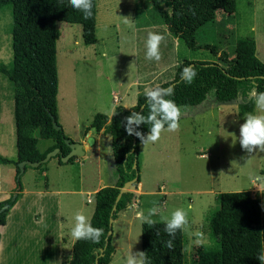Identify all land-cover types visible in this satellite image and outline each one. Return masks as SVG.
Masks as SVG:
<instances>
[{"label": "rangeland", "instance_id": "1", "mask_svg": "<svg viewBox=\"0 0 264 264\" xmlns=\"http://www.w3.org/2000/svg\"><path fill=\"white\" fill-rule=\"evenodd\" d=\"M95 1L94 43L83 42L79 24L56 23L60 33L56 40L57 121L71 140L70 134H74L79 125H88L94 113H106L113 102V91L124 94L122 103L130 107L137 89V83H131L135 79L145 83L154 76L156 80L160 79L158 84L169 81L185 59L218 61L225 65L219 59V52L224 50L230 57L234 56L238 38L254 39L256 55L264 62V0H219L214 20L195 33L196 41L201 45L208 44L210 48L196 50L189 49L181 38L169 32L149 0ZM160 3L173 21L182 22L185 13L182 0H160ZM12 24V6L5 4L0 7V63L7 66L12 64ZM148 32L164 36L158 60L145 58L144 40ZM213 48H217V52ZM156 82L148 81L147 89L140 90L153 88ZM249 88L245 89L247 98L253 96ZM15 90L14 83L0 72V154L11 159L16 158ZM238 102L239 99L216 102L210 92L201 103L180 108L176 130L163 128L155 142L139 140V189L142 191L137 207L139 214L129 222L126 213L123 221L113 224L111 243L115 252L109 264H127L130 253L141 251L140 217L149 209L154 210L153 220L164 221L177 208L185 211L188 227L182 232L187 264L196 245H216L208 222L217 208L220 192L249 190L260 199L264 222V151L247 153L240 147L238 139L235 140L243 120L248 115H264V108L257 107L255 97L254 110L241 113ZM33 134L38 150L45 152L53 140L41 137L39 129ZM35 168L26 167L27 171L21 173L22 176L26 171L24 180L28 170ZM106 171L103 179L116 181L114 167ZM257 175L262 178L260 182L255 180ZM20 182L22 185L21 177ZM129 188L135 191L138 186L130 185ZM87 195L90 196L81 194L75 198L78 200L76 205H82L81 214L88 220L93 203L86 201Z\"/></svg>", "mask_w": 264, "mask_h": 264}, {"label": "trees", "instance_id": "2", "mask_svg": "<svg viewBox=\"0 0 264 264\" xmlns=\"http://www.w3.org/2000/svg\"><path fill=\"white\" fill-rule=\"evenodd\" d=\"M149 1L164 20L169 32L181 38L189 49L210 48L208 44H199L195 33L198 28L214 20L219 0H182L185 13L181 23L173 21L160 0ZM91 3L92 14L84 19L82 13L73 9L67 0H0V7L5 4L12 6L13 19L12 64L7 66L0 63V72L16 86L13 101L16 158L11 159L0 154V163L15 167L16 188L8 198L0 200V225L5 223L6 214L22 189L21 174L17 176V163L21 160H40L54 147H59L62 154L69 151L64 142L69 138L57 121L56 40L60 33L56 23L64 21L79 24L83 42L94 43L96 1L91 0ZM213 49L217 52V48ZM219 59L225 65L218 61L185 59L176 67L171 80L153 88H167L166 86L172 84V95L166 99L172 100L179 108L199 104L208 93L213 92L217 102L239 99L240 112H252L253 97H240V90L244 83L249 82L252 83L249 90L254 89L256 96L264 92V62L256 55L254 39L238 38L234 56L230 57L221 50ZM187 65H192L196 72L191 83L180 78L181 69ZM144 92L139 91L136 103L128 108L116 105L110 116L101 112L95 113L85 127V132L91 128L95 131L102 130L108 139L117 178L115 184L103 186L92 194L94 208L89 221L92 227L102 230L99 241L94 243L91 240H76L72 245L71 257L63 264H109L113 257L115 247L111 243L112 234L107 235L111 228L109 218L115 219L120 210L132 203L135 194L132 190H127L116 202L115 197L124 182L132 180L131 185L134 188L140 182V138L125 131L124 118L134 111L137 112L141 106L139 113L148 115L149 108ZM52 117L57 121L58 129L53 127ZM148 128L149 125L141 124L138 130L144 135ZM36 129H39L41 137L54 141L45 152H40L37 148V138L33 134ZM55 157L60 163H64L58 154ZM71 160L72 157L68 161ZM26 167L27 165L25 169ZM114 202L115 208L112 211ZM153 221L152 225L141 223V251L145 253L150 264H187L182 230L177 231L173 247L168 249L163 245V241L169 239L163 231L165 221ZM208 228L216 240V245H196L189 264H264V261L258 259L259 255L264 254L261 202L249 190L220 192L218 205L209 218Z\"/></svg>", "mask_w": 264, "mask_h": 264}, {"label": "crops", "instance_id": "3", "mask_svg": "<svg viewBox=\"0 0 264 264\" xmlns=\"http://www.w3.org/2000/svg\"><path fill=\"white\" fill-rule=\"evenodd\" d=\"M155 78L152 76L148 78L151 80L146 79L145 83L139 81L142 79L131 82L134 85L137 83L131 106L136 103L137 93L146 91L140 88L147 89L145 85L148 81H157L156 85H158L160 79ZM250 84L244 83L240 90V97L245 96L247 86L252 87ZM251 95H253L255 107V92L253 94L251 92ZM123 98L124 94L119 95L117 91H113L112 105L104 114L110 116L119 103L128 108L129 104L122 103ZM86 126L81 124L74 134H70L73 136V141L83 143L82 156H74L71 161L64 163H60L57 157H53L35 170H28L26 180L24 175L27 169L21 176L20 196L7 212L5 223L0 225V264H63L65 259L68 260L71 257L74 242L70 235V228L74 223V215L81 214L82 210V205H76L78 201L75 198L76 195L90 194V196L87 195L86 201L90 198V202L93 203L94 192L116 182L103 179L107 169L113 170L114 167L115 170L108 139L102 130L95 131L91 128L85 132ZM14 181L15 167L12 164L0 163V200L8 198L15 191ZM139 185L140 182L137 185L138 188L133 191L135 197L132 203L120 210L117 217L113 219L112 233L113 224L123 221L126 213L129 214V222L132 218H137L138 201H141L142 192ZM64 196L67 197L64 199Z\"/></svg>", "mask_w": 264, "mask_h": 264}, {"label": "clouds", "instance_id": "4", "mask_svg": "<svg viewBox=\"0 0 264 264\" xmlns=\"http://www.w3.org/2000/svg\"><path fill=\"white\" fill-rule=\"evenodd\" d=\"M71 7L79 10L84 19L91 16L92 3L91 0H67ZM164 40V36L158 32H148L144 40L145 58L148 60H158L160 58L159 46ZM196 72L192 65L184 66L180 71V78L186 83H191ZM172 95V86L167 88H150L144 92L146 104L149 112L145 116L142 113L132 112L124 118V128L128 134L135 135L141 141L155 142L159 139L160 132L163 128L174 131L178 128V118L181 114L180 108L170 99ZM256 105L258 108H264V92L257 94ZM113 114V113H112ZM141 124L149 125L145 135H141L139 126ZM238 139L240 147L247 153L254 151H264V115H248L239 125ZM255 180L260 182L262 178L257 175ZM153 209H149L146 214L141 215L142 223L152 225L154 223L152 216ZM74 223L70 228V235L75 242L76 240H91L98 242L102 234V230L91 226L90 221L83 214L77 213L73 217ZM188 227V220L184 210L177 208L171 212L163 224V231L168 235L169 239L163 241L164 247L171 249L173 240L178 230ZM197 236L200 233L196 234ZM197 244L200 240L195 241ZM260 261H264V254L258 256ZM127 264H150L143 251L130 253Z\"/></svg>", "mask_w": 264, "mask_h": 264}, {"label": "water", "instance_id": "5", "mask_svg": "<svg viewBox=\"0 0 264 264\" xmlns=\"http://www.w3.org/2000/svg\"><path fill=\"white\" fill-rule=\"evenodd\" d=\"M172 84H169L166 87H169ZM254 93V92H253ZM142 109V106L137 110V113L140 112V110ZM111 122L109 121L108 124H110ZM52 125L54 128L58 129L59 125L57 124V121L52 117ZM89 140V138L87 139ZM64 142L67 144V146L69 147V151L65 154H62V152L60 151L59 147H54L51 150L47 151L44 155V157H42L40 160L37 161H30V160H21L19 161L18 167H19V174L17 176H19L24 170H25V166H31V167H37L39 166L41 163H45L47 162L51 157L56 156L58 154L59 158L61 159L62 162H67L71 157L74 156H82L84 154V149H83V143L82 142H78V141H70L69 139H65ZM132 184V180L130 181H126L123 183V185L119 188V191L115 197V202L120 198L121 194L127 190H130V185ZM15 194H13L12 197H14ZM115 202L112 206V211L115 208ZM112 218H109V225H112ZM112 234V228H110L107 232V235ZM92 264H96V262L92 263Z\"/></svg>", "mask_w": 264, "mask_h": 264}, {"label": "built area", "instance_id": "6", "mask_svg": "<svg viewBox=\"0 0 264 264\" xmlns=\"http://www.w3.org/2000/svg\"><path fill=\"white\" fill-rule=\"evenodd\" d=\"M251 92H252V94H253V92H255L254 89H252ZM88 201H90V198H88Z\"/></svg>", "mask_w": 264, "mask_h": 264}]
</instances>
